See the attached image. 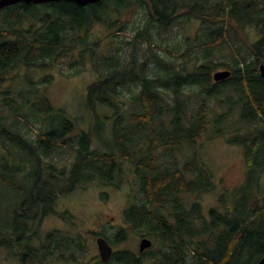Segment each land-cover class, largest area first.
Here are the masks:
<instances>
[{
  "label": "trees",
  "instance_id": "obj_1",
  "mask_svg": "<svg viewBox=\"0 0 264 264\" xmlns=\"http://www.w3.org/2000/svg\"><path fill=\"white\" fill-rule=\"evenodd\" d=\"M194 24L193 37L173 36ZM227 47L228 56L215 57ZM262 63L264 0H101L86 7L60 0L0 11V149L14 157L0 153V186L22 196L11 223L0 218V246L23 264L81 263L86 239L54 230L41 242L43 220L56 214L61 197L95 183L120 185L131 174L137 193L123 211L125 226L90 235L113 247L132 235L161 246L116 250L107 263L97 256L82 264H258L264 258V193L256 195L264 174ZM63 65L68 78L89 67L97 75L85 101L87 130L47 94ZM218 69L231 76L216 82ZM232 130L228 142L244 149L245 184L232 200L221 194L207 216L199 200L181 196L214 192L212 173L197 149L184 163L180 154L202 135ZM57 151L70 155L63 166L51 161ZM8 159L28 173L24 185L17 171L8 174ZM62 216L75 226L67 212Z\"/></svg>",
  "mask_w": 264,
  "mask_h": 264
},
{
  "label": "rangeland",
  "instance_id": "obj_2",
  "mask_svg": "<svg viewBox=\"0 0 264 264\" xmlns=\"http://www.w3.org/2000/svg\"><path fill=\"white\" fill-rule=\"evenodd\" d=\"M197 26L198 24H194V26L186 32L178 29L173 33V36L179 38L180 34V38L184 39V35L188 34L187 36L193 37L196 33ZM101 30V26H99L95 32L99 34ZM252 32L253 31L249 32L251 37L253 34ZM126 36L131 37L130 35ZM230 51V47H227L220 53H217L215 57L219 58L220 55L228 56ZM215 60L218 61L219 59ZM227 70L228 69H218L213 71L212 74L214 75L219 71ZM65 71L68 72L66 65L55 69V81L53 84L49 85L47 94L56 109H66L73 118H79L84 121L83 128L87 130L91 125V121L89 117H87L88 110L85 101L88 88L97 80V75L90 67L86 71L71 78L65 76ZM12 77H14V74L9 76L8 82H5L4 86H8V84L12 83ZM34 100L37 101V99ZM4 113L3 115L5 116L6 112L4 111ZM80 125H83V122L79 123V126ZM30 132L34 135L39 133V131L36 132L33 129L30 130ZM234 135L233 130L227 131L225 136L211 137L209 133L202 135L198 140L197 147H191L189 150L186 149L183 151V154H180V158L185 156L184 159H181V162L184 163L186 156L191 155L194 150L197 149L202 164L209 168L212 173V178L216 184L214 192L203 194L200 197H190L189 195L181 196L183 198L182 201H187V199L188 202L199 200L202 204V211L203 213L205 211L207 216L211 208L218 206L221 194L226 193L232 200L237 189H239L243 183L245 184L246 166L244 161V149L238 144L228 142V139ZM0 153L7 154L10 152L0 149ZM60 153V151L54 152L51 161L59 164V166H63L64 160L69 159L70 155L67 153L62 156ZM7 158L13 159L14 157L10 153L7 155ZM9 159L8 174L17 171L16 181L20 185H24L27 181L26 175L28 173H25L26 170L22 171L17 169L18 165L15 166L14 162ZM261 179L262 181L259 184L260 191L256 189L257 196H259L260 193H264V174ZM123 180L124 181L121 182L120 185L114 186L95 183V185L92 184L86 188L78 189L67 196L61 197L56 204V214L46 217L41 224L38 231L40 233L41 242L54 230L69 232L75 235L81 234L87 241L88 251L86 255H79L78 258L81 261L83 259L84 261L82 262H90L92 259L96 258L99 254L96 238L90 235V232L94 231L99 233L106 228L116 229L120 226L124 227L123 211L132 201L133 195L135 196L137 193L135 192L136 187L133 191L132 186V182L136 183L135 177L133 178L131 174H127L123 177ZM0 197L2 200L0 218L3 221L2 223L7 225L11 223V217L15 209L13 204H19L20 201L18 199L22 196L19 194V191H13L0 186ZM66 212L69 216H72L71 218L75 224L74 227L67 220L63 219L62 215ZM141 239L142 237L132 235L125 242H121L115 246L114 250L127 249L138 253ZM154 244L157 249L161 246L157 241H155ZM82 262L72 263L51 260L50 264H82ZM0 264H23V262L19 254H16L11 248L0 246ZM144 264H155V262L150 260L144 262Z\"/></svg>",
  "mask_w": 264,
  "mask_h": 264
},
{
  "label": "water",
  "instance_id": "obj_3",
  "mask_svg": "<svg viewBox=\"0 0 264 264\" xmlns=\"http://www.w3.org/2000/svg\"><path fill=\"white\" fill-rule=\"evenodd\" d=\"M60 0H0V11L5 8L24 3V4H34V5H42L48 3H55ZM67 2H74L80 7H86L90 4L98 3L101 0H64ZM260 73L264 78V63L260 65ZM231 76L230 71H219L213 75V79L216 82L223 81ZM97 248L99 251V257L104 263H107L111 260L114 254L113 246L103 237H98L96 239ZM153 246V241L149 238H142L139 243V252L144 253L146 250ZM258 264H264V258Z\"/></svg>",
  "mask_w": 264,
  "mask_h": 264
},
{
  "label": "bare ground",
  "instance_id": "obj_4",
  "mask_svg": "<svg viewBox=\"0 0 264 264\" xmlns=\"http://www.w3.org/2000/svg\"><path fill=\"white\" fill-rule=\"evenodd\" d=\"M101 2V1H100ZM143 26V25H142ZM166 52V51H165ZM132 54V53H131ZM152 142V141H150ZM153 149V148H152ZM120 169V168H119ZM137 170V169H136ZM29 201V200H28ZM204 218V217H203ZM64 219V218H63ZM67 219V218H66ZM125 240V239H124ZM23 241V240H22ZM208 244V243H207ZM120 253V252H119ZM79 254V253H78ZM94 260V259H93ZM91 263V262H90Z\"/></svg>",
  "mask_w": 264,
  "mask_h": 264
},
{
  "label": "flooded vegetation",
  "instance_id": "obj_5",
  "mask_svg": "<svg viewBox=\"0 0 264 264\" xmlns=\"http://www.w3.org/2000/svg\"><path fill=\"white\" fill-rule=\"evenodd\" d=\"M98 256H99V254H98Z\"/></svg>",
  "mask_w": 264,
  "mask_h": 264
}]
</instances>
